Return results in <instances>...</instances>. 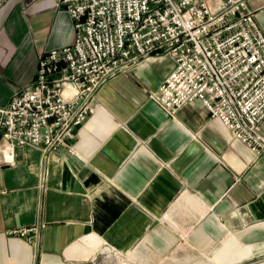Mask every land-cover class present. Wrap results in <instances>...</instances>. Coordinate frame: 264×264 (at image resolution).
Listing matches in <instances>:
<instances>
[{
	"label": "crops",
	"instance_id": "1",
	"mask_svg": "<svg viewBox=\"0 0 264 264\" xmlns=\"http://www.w3.org/2000/svg\"><path fill=\"white\" fill-rule=\"evenodd\" d=\"M247 5L264 34V0ZM73 38L55 0H5L0 106L35 79L42 51ZM174 66L111 78L71 149L24 145L0 161V264H264V156L201 102L172 115L150 99ZM34 227L37 243L16 232Z\"/></svg>",
	"mask_w": 264,
	"mask_h": 264
},
{
	"label": "built area",
	"instance_id": "2",
	"mask_svg": "<svg viewBox=\"0 0 264 264\" xmlns=\"http://www.w3.org/2000/svg\"><path fill=\"white\" fill-rule=\"evenodd\" d=\"M5 0H0V6ZM73 41L42 51L35 79L0 106V161L16 147L71 149L100 89L140 63L175 66L149 98L174 115L201 102L256 157L264 156V34L248 0H55ZM39 241L38 228L16 230Z\"/></svg>",
	"mask_w": 264,
	"mask_h": 264
},
{
	"label": "rangeland",
	"instance_id": "3",
	"mask_svg": "<svg viewBox=\"0 0 264 264\" xmlns=\"http://www.w3.org/2000/svg\"><path fill=\"white\" fill-rule=\"evenodd\" d=\"M106 261L109 263V264H124L127 262V255L124 254L122 256H110L106 259ZM128 263V262H127Z\"/></svg>",
	"mask_w": 264,
	"mask_h": 264
}]
</instances>
